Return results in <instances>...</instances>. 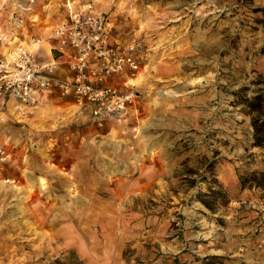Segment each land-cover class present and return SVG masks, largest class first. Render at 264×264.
<instances>
[{
	"label": "rangeland",
	"instance_id": "rangeland-1",
	"mask_svg": "<svg viewBox=\"0 0 264 264\" xmlns=\"http://www.w3.org/2000/svg\"><path fill=\"white\" fill-rule=\"evenodd\" d=\"M83 3L146 64L110 78L133 100L103 125L0 107V264H264V188L239 178L264 163L242 102L264 76V0H0V55Z\"/></svg>",
	"mask_w": 264,
	"mask_h": 264
},
{
	"label": "built area",
	"instance_id": "built-area-1",
	"mask_svg": "<svg viewBox=\"0 0 264 264\" xmlns=\"http://www.w3.org/2000/svg\"><path fill=\"white\" fill-rule=\"evenodd\" d=\"M69 9L61 34L63 44L74 50L70 73H59L56 61L41 63L30 45L16 43L0 56V95L32 105L38 93L58 90L72 93L79 104L88 103L99 121L121 118L133 94L124 92L110 78L117 74L136 76L146 64L148 47L138 38L114 43V23L91 4L87 10L70 5ZM8 156L0 137V172Z\"/></svg>",
	"mask_w": 264,
	"mask_h": 264
},
{
	"label": "crops",
	"instance_id": "crops-1",
	"mask_svg": "<svg viewBox=\"0 0 264 264\" xmlns=\"http://www.w3.org/2000/svg\"><path fill=\"white\" fill-rule=\"evenodd\" d=\"M91 3H83V4H75L74 7L80 10H87L88 6ZM29 10H32L29 8ZM57 14L48 13L45 15L49 23L45 25L41 24V21L36 23V26H27L28 32H25L24 27L22 28V35L15 34V38H19L20 43L28 44L32 46L33 50L37 54L38 60L41 63H49L56 61L59 67V73L63 75H67L70 73V62L73 59L74 50L69 45L63 44V34H61V30L64 28L65 23L68 21L70 13L65 14V12H60L58 10ZM36 16V13H32L31 16ZM43 20V18H41ZM115 28V26H114ZM113 42L114 43H125L123 39L113 32ZM25 35V37H24ZM39 40V41H38ZM15 41V39L13 40ZM5 52H3V56ZM127 75V74H126ZM125 75V76H126ZM131 80V79H130ZM53 102L56 105L61 106V108L66 110H74L75 114L79 113L80 115H87L90 120L99 125H103L104 121H99L93 116L92 110L88 103L79 104L72 93H63L58 90H46L44 92H40L36 95V103L35 104H23L17 102L15 99L0 95V107L8 113H17L20 114L19 111L24 112H34L38 107H42L44 104H49ZM26 112V113H27ZM74 115V114H73ZM111 118V117H109ZM107 118L106 120H108ZM1 140L5 144L7 150L9 149V140L3 138L1 135ZM8 140V141H7ZM11 161V157H8L4 161V167L9 164ZM3 167V168H4Z\"/></svg>",
	"mask_w": 264,
	"mask_h": 264
},
{
	"label": "trees",
	"instance_id": "trees-1",
	"mask_svg": "<svg viewBox=\"0 0 264 264\" xmlns=\"http://www.w3.org/2000/svg\"><path fill=\"white\" fill-rule=\"evenodd\" d=\"M259 11L263 13L262 23L264 25V7L259 8ZM262 53L264 54V46L262 47ZM261 85L252 96H245L242 102L245 104L244 110L251 118L252 125V142L251 146L257 147L264 151V76L261 77ZM214 163L209 165V169H213ZM241 188L247 186L264 188V163L261 168L252 170L248 174L239 175ZM215 182L217 180H214ZM210 194H220L216 187L211 186ZM203 202L213 208L207 200ZM225 256L218 254H210L201 259V264H225Z\"/></svg>",
	"mask_w": 264,
	"mask_h": 264
}]
</instances>
